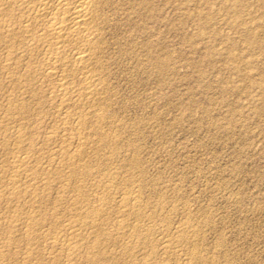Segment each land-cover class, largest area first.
I'll use <instances>...</instances> for the list:
<instances>
[{
  "label": "rangeland",
  "instance_id": "374dc122",
  "mask_svg": "<svg viewBox=\"0 0 264 264\" xmlns=\"http://www.w3.org/2000/svg\"><path fill=\"white\" fill-rule=\"evenodd\" d=\"M149 1L152 2L150 10L140 9L139 0H115L112 6L104 8L99 60L107 87L98 98L100 100L92 101L94 108H100V117H104L101 122L95 119L96 115L89 118L92 121L88 125L101 123V126L89 125L91 133L87 140L92 144L88 143L86 162L91 160L87 164L92 168V175L85 180L87 184L84 181V186L89 199L91 197L90 202L101 195V189H95L100 177L113 179L112 187L105 191L112 197L118 196L120 190L129 185L134 188L131 190L138 193L145 215L139 223L145 226L144 230L153 226L150 235L154 239V249L143 252L141 249L145 244L139 241L136 244L140 246L129 252L132 254H123L122 240L119 241L123 236L118 234L128 226L119 229L121 221H118L113 205L114 209L109 208L108 214L114 220L107 214L109 223L106 225L110 227L114 221L108 230L115 238L103 243L108 255H102V260L96 264H128L129 261L135 264L166 261L187 264L188 251L193 248L201 250L206 264H264V0ZM2 55L3 50H0ZM0 74L1 109L6 98H19L21 93L9 83L6 72ZM43 88L46 90L36 93L39 100L42 99L41 106L45 102V107L31 110V116L34 121L37 119L38 125L34 141L47 152L53 145L46 140L47 134L51 130L61 135L63 125L58 119L60 115L57 116L58 96L49 93L47 87ZM53 96L57 100H52ZM47 98L51 103L46 102ZM52 101L55 108L51 107ZM82 104L71 105L74 109H68V113L74 116L88 105ZM74 127L68 126L66 131L75 135ZM52 183L53 188L47 191L51 197L49 202L39 211L38 207L35 209L48 215L44 220L46 223L42 224L46 235L51 234L54 220L60 223L63 220L60 226L66 222L65 217L73 206L66 200L56 210L53 206L49 208L59 192L64 191L69 197L74 190L73 186L64 190L57 182ZM16 202L19 203L12 201L6 207L0 202V206L3 205L0 207L2 221L8 223L14 209L24 207L23 201L17 206ZM128 218L131 220H122L124 224L133 223V219ZM6 225L4 228L9 226ZM178 226L184 232L179 231ZM18 232L15 243L20 246L13 244L11 247L12 253L16 248L17 251L14 256L10 253L7 259L10 264L25 262L22 253L28 248L26 236ZM175 232L183 233L186 239L184 243L179 242L183 245L178 243L177 251L166 255L161 243L173 237L167 240L175 244ZM90 233L87 231L86 234ZM37 234L34 236L38 238L40 234ZM1 238L0 242L4 241V236ZM190 238L196 239L191 241ZM47 244L42 241V246L39 245L40 252L45 250V257L49 256L46 254L50 250ZM85 248L84 245L75 264H86V257L92 255Z\"/></svg>",
  "mask_w": 264,
  "mask_h": 264
},
{
  "label": "bare ground",
  "instance_id": "6f19581e",
  "mask_svg": "<svg viewBox=\"0 0 264 264\" xmlns=\"http://www.w3.org/2000/svg\"><path fill=\"white\" fill-rule=\"evenodd\" d=\"M114 2L115 0H0V50H3V55L0 56V73L6 72L8 74L7 76L9 83H11L13 87L16 88V90L18 88L19 92L21 93L20 97L18 95L19 93L17 94L19 98L14 99L12 98L13 96H10L6 98V100L4 99L5 101L2 103V107L0 109V202H3L4 206H9V203L12 201H19V203L20 201L24 202V207L19 206L20 208H12V210L14 209V213L12 212L13 217L9 219L8 223L2 221L0 218V236H4V241L0 242L2 243L0 244V264H10L7 263V259H9L11 256L10 253L13 251H11V247L13 244L14 246L16 244L15 242L18 237L16 236V232L19 230V232L25 234L26 240H24L28 245V248L25 246L27 249L24 250V253H22L23 256L20 255L25 261L23 262L24 264H41V259H45L43 260L42 264L45 262H47V264H75L76 257L78 255L80 256V252L84 245L91 251L90 253L92 254L90 256L86 255V264L99 263V260L103 257L102 255H108L106 249L103 248V243L106 240L110 241L111 239L115 238L113 233H110V230H108V228L111 229L110 227L114 221L110 227H107L106 225L109 223V219L108 222L106 219L111 217L109 216L110 213L108 214L109 208H112L113 205L116 206L115 211L117 219L119 218L118 221H121L120 224L118 223L120 226L119 229L128 226V228L125 227L127 228L125 231L121 230V233L118 234L121 235V237L123 236L119 239V241L122 240L120 242V247L122 252H124L123 254H132L129 252H131L135 247L140 246L137 245L139 241L145 244V246H143L141 249L143 252L147 250L151 252L154 249V239H152L153 237L151 238L152 234L150 232L151 227L153 226L150 228L146 227V232H144L145 226L140 224V221L145 218V215L142 213L143 209L141 211L142 207L140 205V199L138 200V193L135 194L136 192L134 193V191L131 190L134 188H130V185L128 186L124 183L125 187L126 185L128 187H126L124 190L122 189L123 191L120 190V194L118 196L115 195L117 197H112V194H110L112 195L110 196L108 195V192L106 193L105 191L108 190L111 184L110 182L113 179L100 177L96 182L97 184L95 183V189L99 187V189H101V195L99 193L100 196L95 197L98 199H92L94 204H91L93 201L90 202L91 197L89 199V196L85 191L87 189L84 186L86 182L85 180H87L92 175V168L91 166H88V164L91 162L89 157L92 155H89L88 157L90 162H86V157L89 152L87 150L88 143L92 144L91 141H88L90 140L88 134L91 133L89 132V128L93 125H88V123L92 121H90L89 118L93 115L94 117L97 116L95 119L98 120H100L101 117H104H100L99 107H96L97 109L94 108V100L101 97L100 95L106 86L102 78L103 74H101L103 73V68L99 60V53H101L102 49V44H100V30L101 25L105 20L104 8ZM138 7L140 9L146 7L150 10L152 8V2L149 0H139ZM113 9L115 10L114 7ZM43 87H47V89H49V93L52 92V95L55 93L58 96L59 104H57V107H55L58 112L57 116L60 115L58 118L60 119L59 122L63 125L61 135H59L57 131L51 130L47 134L46 140H48V142L50 144L52 143L53 145L51 148H47V152L45 150L46 154H44L45 152H43L42 149L45 147L38 146V142L36 143L35 137H33L34 134L37 133V131L35 133V129H38V125L36 124V116L34 115V118L36 119L35 121L32 118L33 116H31V110L41 106L40 102L42 99L40 98L41 101L39 100L36 92L42 89L46 90V88ZM25 93H28L29 95L25 96ZM41 96L42 98H46L43 97V95ZM52 100L57 99H54L53 96ZM47 101L50 102L51 100H48L47 98L46 102ZM92 101H94V103H92ZM43 103L41 107H45L43 106ZM54 103L55 102H53L51 107H54ZM80 103H87L88 105L86 107L84 104H82L86 108H80L79 110L76 107L78 110L76 113H74L76 115L72 116L73 113L70 115L68 113V109H71V105L73 106V104H76L78 106ZM48 104L49 103H47V105ZM72 109L74 108L72 107ZM73 112H75V110H73ZM57 120H55V122ZM101 121L102 120H100V122ZM56 123H58V121ZM100 124H98L99 127L101 126ZM72 125L75 126V135H72V133L70 134L68 133L69 131H66L68 130V126L73 127ZM96 125L97 124H94L93 126ZM97 127H95L96 130ZM74 129H71V131ZM99 129L101 130V128ZM94 133H96L95 130ZM43 135H45V133H43ZM100 135L102 136V133ZM42 141L45 140L42 139ZM93 149L94 148H92V150ZM134 160L136 163V159ZM50 172L51 174L48 175ZM131 173H133V170ZM52 178L53 181L60 184L64 190H69L71 186H73L72 188H74V190L72 189L73 192L69 197L64 193V191L63 193L59 192L52 203L53 205H50L49 208H52L51 206H53L54 210L57 206H60V204L65 203L66 200H70V204H72L74 208L72 206V211L70 210L68 216L65 217L66 222H64L62 226L60 225L63 220L60 219L62 221L61 223L57 220H54L53 227H51L52 230L49 228L52 231L51 234L46 235L45 232H43L44 227L42 224L46 223L45 218H47L48 215L46 213L44 214L42 210L41 212L38 211L39 208L44 203L47 204L51 198L47 191H49L50 188H53V181L51 180ZM89 188L91 190V187ZM122 188H124V185ZM19 203L16 202V206ZM37 207L38 211L35 210ZM145 208L146 207H144V210ZM54 212H56V214L58 213L57 211ZM51 214H53L52 216L55 215L54 213ZM127 216H130V218L133 219V223L126 222L124 224V218H127L125 221L131 220ZM151 216L153 218V215ZM112 220L114 219L112 218ZM4 224H8L9 226L6 227V225V228H4ZM144 225H147V222ZM180 227L178 226V230ZM87 231L91 232L92 234H86ZM188 232L186 231V233ZM35 233H38L37 235L40 234L38 238L34 236ZM166 233L170 235V233ZM175 233L176 237L174 236V239L176 238V241L173 240L176 242L175 244H172L169 240H167L171 238H166L168 235L161 236L162 238H166L163 241L161 240L162 251L166 255L173 254L175 251H177V247L180 244L179 242H182L186 239V235H183V233ZM191 234L193 233L191 232ZM193 239H191V241H193ZM0 240H2V238ZM42 241H47V243H49L47 245H49L50 250L46 249L49 251V254H46V256L49 255L48 257H45V250L41 252L39 251V245ZM193 243L196 244L195 241ZM183 248L184 247H182V249ZM16 249L14 251L15 253L17 251ZM200 252L201 250L199 248H193L191 251H188L189 255H187L188 257L186 258V263L206 264L207 259H203V256H201ZM13 256L11 259H14ZM81 258L82 257H80V259ZM168 259L171 260L169 257ZM128 264L135 263L133 261H129ZM161 264L170 263H167L166 261L162 262Z\"/></svg>",
  "mask_w": 264,
  "mask_h": 264
}]
</instances>
